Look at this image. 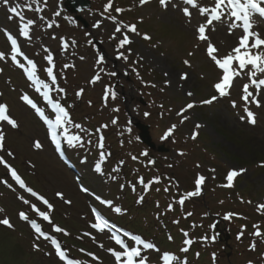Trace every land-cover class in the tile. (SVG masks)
Listing matches in <instances>:
<instances>
[{"label": "rangeland", "instance_id": "374dc122", "mask_svg": "<svg viewBox=\"0 0 264 264\" xmlns=\"http://www.w3.org/2000/svg\"><path fill=\"white\" fill-rule=\"evenodd\" d=\"M109 3L91 0L90 8L81 11L89 22L85 28L66 9L65 0H9L8 5L0 0V52L5 53L0 59V104L7 105L8 114L18 125L14 128L0 123L5 136L0 157L7 165H17L25 187L47 196L53 206L49 209L25 187L19 189L8 167L0 163V220L7 218L13 225L0 227V264H66L50 239L37 238L30 222L20 218L21 212L42 224L43 231L55 237L71 259L117 264L109 249L121 250L110 231L92 227L91 197L111 219L155 246L142 253L146 264H163V253L179 257L174 264H264V209L258 207L264 204V101L255 93L244 101L243 86L249 84L252 92L253 85L249 77L239 76L228 95L211 104L202 103L218 95L214 85L221 69L206 54L208 44L198 39L185 15L172 7L167 9L160 0L143 4L140 0H111L110 8L106 7ZM12 6L25 17L24 22L35 21L30 26V39L19 35L21 20L9 12ZM97 23L99 27H94ZM129 25H135L136 32ZM117 27L121 32L115 31ZM5 29L17 38L21 51L37 63V74L49 84L53 82L46 75L50 66L46 56L52 55L57 76L52 97L67 108L73 124L80 125L70 131L79 134L82 143L71 149L62 140L90 193L78 189L73 173L57 158L47 139V125L22 100L27 94L46 115H53L42 91H36L25 71L11 59ZM123 33L131 43L118 47ZM144 34L150 39L143 38ZM96 40L101 42L100 48L95 46ZM101 54L104 60L98 62ZM225 54L218 51L221 58ZM18 59L27 63L23 57ZM97 74L100 79L93 82ZM182 74L187 78L181 79ZM60 88L64 91L56 90ZM190 103L194 107L181 112ZM246 110L255 114L254 124ZM130 114L149 124L159 133L157 139H165L171 150L153 152L156 161H152ZM173 125V133L164 138ZM194 132L198 133L195 139ZM37 141L40 148L35 147ZM97 163L101 164L99 172ZM233 169L245 171L234 177L232 186H237L231 189L226 186V177ZM200 175L205 177L200 194L188 196L195 191ZM8 182L15 194L7 190ZM104 200L112 206L103 204ZM31 204L54 217L60 226L39 217ZM116 207L121 212L117 213ZM54 211L58 214L53 215ZM218 217L230 229L229 259L222 244L212 241ZM54 225L64 231H54ZM257 230L260 236L255 235ZM74 233L87 235L88 243ZM78 241L83 253L73 249L78 247L72 243Z\"/></svg>", "mask_w": 264, "mask_h": 264}, {"label": "snow or ice", "instance_id": "6c2138e0", "mask_svg": "<svg viewBox=\"0 0 264 264\" xmlns=\"http://www.w3.org/2000/svg\"><path fill=\"white\" fill-rule=\"evenodd\" d=\"M141 4L145 3L146 0H140ZM163 6H167L169 0H160ZM5 5L9 4V0H3ZM183 3L187 6H191L196 8L200 15L205 17V23L200 24L197 28V35L198 39L207 43L208 47L206 49V54L209 58L218 66L219 69L222 70V76L220 77L219 81L214 85V88L217 90L218 95L213 96L208 100L202 101L204 104H211L216 101L219 97H224L229 94L228 89L231 87L233 80L236 77L241 76L245 72L246 69L250 70L248 72L251 85L255 86L256 88H260L264 86V79H257V72L264 74V38H261L259 34L252 31V18L256 15H259L261 18H264V0H213L214 6L205 7L198 3V0H183ZM26 7H31L30 5H25ZM184 7L182 9L185 16L191 18V12L189 7ZM106 7H111V0L109 5ZM116 11H123L122 9H116ZM9 12L15 14L16 17H19L21 20V25L19 26V35L30 39V26L35 24L34 20H27L25 21V17L18 11L16 6H12L9 8ZM59 13H57L58 15ZM115 20V17H112ZM228 21L229 32L235 28H239L242 30L243 35L240 36L238 44L226 55L222 58L218 56V49L209 42V37L207 35L208 31L210 30V26L213 25L214 22H222ZM94 27H99V23L94 25ZM130 28L132 32H136L135 25L127 26ZM214 30V29H211ZM116 32H121V28L117 27ZM5 33L7 39L10 40L11 43V59L16 62L21 69H23L27 75V78L33 83V86L36 88L37 92L42 91V97L45 101H47L48 105L53 110V115H46L44 108H41L37 105V103L31 99L27 94L22 96V100L26 101L28 105H30L37 114L43 119L45 124L48 127L49 134L51 141L55 143L58 147L62 142V138L64 141L67 142L69 146L75 147L78 143H82V137L79 134L72 133L70 131L71 127H80V125L73 124L70 114L67 108L59 101L52 97L51 92L53 91V84L55 83L57 76L54 73V65L51 64L53 61L52 55L46 56V60L49 62L50 66L46 69V75L51 78L53 84H49L45 79H42L37 74L38 65L32 59H29L23 51H21V47L18 43V40L11 32L5 29ZM143 38L150 39L147 34H144ZM131 41L126 33H123V39L119 41L118 47H123L126 44H130ZM67 44V42H65ZM253 49H256L253 52ZM124 59H127L126 56H123V53L119 54ZM5 56V53L0 52V59ZM18 57H23V59L27 62L26 64L21 62ZM104 56L101 54L98 57V62H103ZM185 63H189L185 61ZM111 75H116V73H111ZM187 74H182L181 79H186ZM99 74L93 78V82L99 80ZM249 84H245L243 86V95L242 99L244 101H249V97H252L254 94L253 92L249 91ZM59 92H63L64 89H56ZM83 90H81L82 93ZM78 93V94H81ZM113 98L115 97V93H112ZM188 95H192V93H188ZM257 106H259V100H255ZM233 106L235 107V101H233ZM194 107V104H188L186 109H182L181 112L186 111L187 109H191ZM247 111V116L250 119L251 123H255V114L250 110ZM147 115V113H146ZM187 119V117H184ZM243 119V117H242ZM7 122L12 127H18L17 122L10 117L8 114V107L6 104H0V123ZM176 125H173L171 128L167 130L165 133V137L167 138L173 133ZM197 128L200 125L196 126ZM198 133H193V139L196 138ZM5 139L3 130L0 129V149L3 148V141ZM35 147L40 148L41 145L37 141L35 142ZM146 155V153H144ZM103 157V153L101 154ZM0 163H4L6 167L9 168L11 176L17 181L21 187H25L24 181L21 177L17 174L15 169H12L10 165H7V162L3 160V157H0ZM96 170L99 172L101 171V164H96ZM245 171L244 169L236 170L233 169L229 172L228 176L226 177L228 184L226 186H232V182L234 177L240 174V172ZM205 177L200 175L195 181L196 189L193 192L188 193V196H196L200 194L201 185ZM141 183H144L143 179L141 178ZM4 183H7L4 181ZM87 191V189H84ZM28 191L31 192L34 196H37L35 192L32 191L31 188H28ZM58 196H62V194L57 193ZM49 209L52 208V205L44 199V197H38ZM99 199V197H98ZM28 203V201H24ZM184 200L181 199L180 203L183 204ZM103 204L112 206L111 201L104 200L102 201ZM32 211H34L39 217H42L46 221H50V217L47 212L41 211L35 204L30 205ZM261 209H264V204L258 206ZM95 213V220L96 223L92 224V227L98 229L99 231L103 232L105 229L112 228L110 222L98 211L93 209ZM117 213L121 212L119 207L115 208ZM20 218L24 221H29L31 227L34 229L35 233L37 234V238L44 237L45 239H50L52 244L55 245V249L57 255L66 261V264H82L79 260L71 259L66 250L61 248L60 243L55 239V237L50 236L46 232L43 231L41 225L36 220H30L29 216L21 212L19 213ZM231 214H229L230 216ZM228 218V217H226ZM0 225L7 226L12 228L13 225L10 223V220L5 218L0 220ZM54 231L56 232H63L64 230L59 228L58 226H53ZM187 235V234H185ZM255 235L260 236L261 233L259 230L256 231ZM112 239L122 247V251H116L115 249H109V251L115 257L117 264H146L147 257L142 256L143 249H153L155 246L145 241L139 236H133L132 241L133 243L130 245L128 242L125 241L123 237L119 234L112 236ZM215 239V237H213ZM188 244H191V241H187ZM38 248V245H35ZM252 247L254 248L255 245L253 244ZM183 251H187V249H183ZM89 255H93L89 253ZM163 264H173V261L179 260V257L175 256L173 253H164L161 257ZM185 264L187 262L185 261Z\"/></svg>", "mask_w": 264, "mask_h": 264}, {"label": "bare ground", "instance_id": "6f19581e", "mask_svg": "<svg viewBox=\"0 0 264 264\" xmlns=\"http://www.w3.org/2000/svg\"><path fill=\"white\" fill-rule=\"evenodd\" d=\"M182 0H175V4L172 5V8L177 11L180 9L182 5ZM212 0H199V4L203 6L208 5ZM169 7V6H167ZM171 9V7H169ZM186 22L189 23L190 28L197 32V28L200 24L205 23V19L203 16L200 15L199 11L191 10V18L186 16ZM259 24V21H256V25ZM214 25V24H213ZM210 26V30L208 31L207 35L209 40L216 45V48L220 52H226L227 54L235 47V40L238 39L239 34L241 33V29L235 28L229 32L228 21H222L218 26ZM260 25V24H259ZM261 29L254 26L253 32L259 34L260 37H264V26L260 25ZM214 29V30H211ZM260 75H264L262 73L257 72ZM256 93L258 94V98L264 101V90L256 89ZM258 139V137H257ZM264 139V136L261 137Z\"/></svg>", "mask_w": 264, "mask_h": 264}, {"label": "water", "instance_id": "95a60500", "mask_svg": "<svg viewBox=\"0 0 264 264\" xmlns=\"http://www.w3.org/2000/svg\"><path fill=\"white\" fill-rule=\"evenodd\" d=\"M70 4L73 6V11L80 10L83 6H86L88 4L87 0H69ZM143 138L146 140V142L150 141L148 132L146 127L144 126L143 128Z\"/></svg>", "mask_w": 264, "mask_h": 264}]
</instances>
